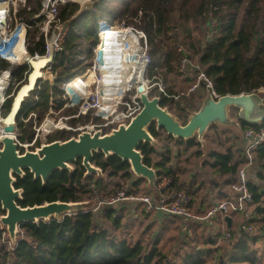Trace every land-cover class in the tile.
I'll return each instance as SVG.
<instances>
[{
    "label": "trees",
    "instance_id": "trees-1",
    "mask_svg": "<svg viewBox=\"0 0 264 264\" xmlns=\"http://www.w3.org/2000/svg\"><path fill=\"white\" fill-rule=\"evenodd\" d=\"M110 2L113 1L101 0L95 4V11L87 10L81 18L83 22L80 23L79 20L76 23L80 25V29L73 27L66 39L65 50L58 58L56 72L60 77L78 69L73 66V58L78 53L76 48L82 40L80 31L90 32L87 40L94 36L97 44L98 21L104 15H110L114 19H127L128 22L141 18L143 27H138L148 36L152 58L149 69L151 78H160L163 74L180 76L179 65L182 58L192 53V61L203 68L220 97L257 92L264 88V0H129L125 2L123 9L119 7L109 11L111 6L107 3ZM41 8L40 0H28L27 6L18 12V16L29 22ZM77 10V5L61 6L60 17L67 19ZM214 21L216 27L212 25ZM193 24L203 31V35L205 29L207 33L214 35L207 37V42L202 41V38L195 36ZM31 31L29 51L43 52L44 42L34 41L37 29ZM181 35L183 42L180 45L186 52L179 51L178 39ZM140 51L145 53L142 49ZM21 60L24 63L25 57H21ZM9 67L6 63L2 64V68ZM11 69L16 80L23 79L27 71L22 67ZM188 81L195 83L192 79ZM59 84L54 89L56 97L60 92ZM168 93L178 95L174 89H169ZM36 97L39 102L34 105V99L31 103H24L18 117L19 139L22 143L32 141L35 136V131L31 130L32 121L24 123L23 118L26 119L31 113H35L39 120H42L47 114L50 102L49 85L43 86ZM8 103L3 109V116L9 113L11 106L10 102ZM170 104L168 100L163 99V106H169L185 122L190 112L195 109L191 98L188 100L185 98V101L176 104V107ZM55 105L57 107V103ZM242 125L244 129L259 130L264 123L256 126ZM150 131L156 139L163 141L164 147L162 152H159L150 145L141 146L145 164L156 167L159 171V181L163 178L171 181L166 193L176 194L181 190H187L190 194L189 186H193V183L191 185L184 183L183 176L190 165L189 150L198 148L199 152L195 153V156L202 155L200 144L197 141H176L172 137H164L154 126ZM68 139L70 137L67 133L61 132L50 136L49 142ZM256 155L258 165L264 170V144L257 150ZM154 156H157L158 160H155ZM209 158L213 162H206L205 167L210 165L216 174L230 177V185L237 182L238 172L245 163V156L239 164L235 162L231 150L225 153L212 152ZM93 164L101 168L109 179L121 175V178H125L126 182L131 184L132 189H138L143 183L141 180H134L129 163L116 156L106 159L102 153L96 154ZM74 166L72 172L64 170L55 173L46 184L40 179L36 180L29 171H26L25 177H17L15 187L24 191V198L19 201V205L26 208L58 201L85 202L90 199L93 188L101 192L108 189V184L104 180L96 179L93 175L85 177L86 169L82 166L81 160ZM256 177L264 182V172H260ZM117 186L118 190L121 189L119 185ZM250 191L254 196L252 207L254 211L250 223L261 224L264 229V187L251 184ZM136 192L141 193L138 190ZM3 213L0 207V216ZM125 215L126 213L117 214L116 210L107 208L101 217L104 220L103 224L98 222L91 212L66 216L61 221L24 224L21 226V239L14 249L1 246L0 264H178L177 261H171L162 248H159L160 239L136 240L135 235L130 233V225L123 224ZM255 240L252 236H244L238 240L234 249L222 251L208 249V252H202L195 245L188 252L176 256H182L179 257L181 264H208L204 253L212 254L210 259L217 264H260L258 251L252 247Z\"/></svg>",
    "mask_w": 264,
    "mask_h": 264
},
{
    "label": "built area",
    "instance_id": "built-area-1",
    "mask_svg": "<svg viewBox=\"0 0 264 264\" xmlns=\"http://www.w3.org/2000/svg\"><path fill=\"white\" fill-rule=\"evenodd\" d=\"M28 0H0V78H7L10 81L9 88L4 95L6 99L1 106L0 116H3V108L11 95L15 97L18 91L28 84L29 77L36 71L32 66L33 60L48 58L47 65L42 68L44 74H50L53 78L47 81L45 77L38 80L35 92L42 90L44 84L48 83L50 89V102L48 106V115L44 119V123L39 126V117L35 113H31L24 123L32 121L35 124V136L32 141L22 143L19 139L20 131L14 136L16 143L19 145V151L24 154L26 151L35 152L42 146L49 143V135L55 131H72V132H89L94 134L101 132L110 134L120 126H129L132 120L142 111L141 94L138 92V83L135 82L124 88L128 83L122 80L120 75H111L108 77L106 65L109 61L123 68L122 60L126 57V51L133 47L135 50L145 51V86L148 92L159 89L162 99L168 100L170 103H183L185 98L190 97L191 93L196 91L204 82L205 87L212 93L217 100L220 96L214 90L213 82L206 76L201 66L192 61V54L183 57L179 72L182 76L196 79V84L188 91L180 95H171L168 90L163 87L161 81L154 77H150V67L152 59L149 50V41L147 34L135 25H129L123 20L121 23L110 15H104L98 23V32L96 35L97 44L88 46L86 36L80 34L82 40L78 44L77 54L73 58V66L78 69L71 74L60 77L56 72L58 58L65 50V42L71 30L77 29L76 21L81 19L87 10L94 12V6L101 0L92 3L91 8H86V4L81 6V10L75 11L67 19L60 17V7L80 5L65 0H40L41 11L33 16L29 22L18 16V4L26 7ZM92 1V0H91ZM90 2V1H89ZM89 5V4H88ZM90 6V5H89ZM30 10V9H29ZM83 22V20H81ZM75 24V26H74ZM216 27L215 21L212 22ZM80 27V25L78 26ZM37 29L39 33L35 38V43L44 42L43 52L29 51V32ZM84 32V31H83ZM24 44L26 54L31 57L29 63H23L21 56L16 54V48L20 42ZM180 52H186L184 48L179 49ZM136 53L133 52V55ZM24 55V54H23ZM127 57H132L127 55ZM6 63L10 67L2 68V64ZM27 67V71L16 86V91L11 94L13 84L16 81L12 74L11 67ZM92 74L93 78H89ZM159 81V83H158ZM59 84V90L70 100L72 106H77L78 111L71 116L60 117L58 121L50 117L54 115L55 104L58 102L54 99L56 94L54 89ZM73 85V86H72ZM36 93V95H37ZM11 97V98H12ZM13 97V98H14ZM39 102L35 97L34 105ZM93 115L94 122L84 126L73 127L68 125L71 119H79L82 116ZM51 123L52 128L46 127L45 124ZM3 122L0 120V137L2 133ZM47 129V131H46ZM40 130L42 131L40 133ZM46 131V132H44ZM81 133V134H82ZM80 134V135H81ZM42 135V136H41ZM78 135V137L80 136ZM245 136L248 143L244 149L245 163L240 168L237 176V182L231 185L230 198L223 201L213 203L205 214H197L192 211V196L187 190H181L176 194H168L165 191L171 184L167 178L158 181L157 189L153 194H143L134 191L131 184L126 186L125 190H116L111 195H105L97 188L92 189L97 206L96 208L86 211L93 213L98 222L104 223L101 219L103 212L107 208H111L119 213H126L130 218L137 215L138 210L143 208L146 214H161L163 217L177 219L182 224V234L184 243L194 246L198 237L196 227L200 225L214 224V219L221 217H234L236 215H244V220L239 224L236 232L237 236L254 235L259 231L258 226L250 223L252 219V207L254 205V196L250 191L252 183V173H258L257 150L264 144V125L259 130L248 128L245 130ZM77 137V138H78ZM2 141V140H1ZM0 141V150L2 144ZM24 149H30L24 151ZM254 176V175H253ZM133 190V191H132ZM258 229V231H257ZM1 235V234H0ZM233 234L226 230L224 239L230 241Z\"/></svg>",
    "mask_w": 264,
    "mask_h": 264
},
{
    "label": "water",
    "instance_id": "water-1",
    "mask_svg": "<svg viewBox=\"0 0 264 264\" xmlns=\"http://www.w3.org/2000/svg\"><path fill=\"white\" fill-rule=\"evenodd\" d=\"M33 75L29 77V84L24 85L14 97L2 128L5 138L1 141L0 150V207L4 213L0 216V231L8 232V238L15 247L21 239L18 236L24 224L61 221L66 216L86 212L97 206L96 203L86 201H58L24 208L19 205V201L24 198V191L16 189L15 185L17 177H25L26 171L46 184L57 172L74 171L72 165L81 160L86 169V178L92 175L102 177V169L93 164L95 155L102 153L106 159L116 156L128 162L131 173L139 180H146L149 190L154 192L159 181V171L155 166L145 164V156L140 150L141 146L146 145L157 150L161 148L150 131L153 126L157 132L163 131L175 140H198L206 152L205 137L213 127L237 130L241 124L256 126L264 123V96L258 92L226 95L216 100L208 91L199 110L191 113L188 120L183 122L168 107L163 106L161 97L152 96V92H148L142 83L138 92L141 94L143 109L129 126L122 125L110 134L84 132L78 138L55 141L35 152L26 151L22 154L14 136L19 130L18 117L24 102L36 86L22 100L21 106L16 108V103L23 89L30 85ZM233 110L238 113L237 119L231 115ZM225 220L230 227L232 218L226 217Z\"/></svg>",
    "mask_w": 264,
    "mask_h": 264
},
{
    "label": "crops",
    "instance_id": "crops-1",
    "mask_svg": "<svg viewBox=\"0 0 264 264\" xmlns=\"http://www.w3.org/2000/svg\"><path fill=\"white\" fill-rule=\"evenodd\" d=\"M24 63L26 62L24 61ZM183 77L186 82L188 81V79L190 80L192 79L195 81L194 85L196 84V79L185 76ZM175 80L176 79H174V81ZM208 91H209L208 89H205V87L201 85L196 91L191 93L190 97L187 98V100L190 98L192 99L193 106L195 107V109L190 112V115L191 113L199 110V108L203 103V100L207 97ZM167 107L170 109L169 106ZM170 111L173 114H175L171 109ZM245 130L246 129H244L242 124L240 125V128L237 130L213 127L205 137V142L207 144L206 152L202 150V146L198 140L196 141L200 144V148H201L200 150L202 155L200 157L195 156V153L199 152L198 148H191L189 150L190 165L188 167V170H186V173L183 176V182L189 185L193 183V186H189V187L191 188V192L193 193L192 194L190 192L193 199L192 211L194 213L205 214L213 203L223 201L229 195H231V185L229 184L230 177L221 175L219 173L216 174L215 170L212 169L210 165L205 167L204 164L208 161L213 162L209 158L212 152L225 153L228 150H231L234 153L235 162L238 164L241 163L244 158V148L248 143V138L245 136ZM159 133H162L164 137H168L167 133L163 131ZM156 140L159 142L161 148L155 150L162 152L164 143L161 140L158 139ZM174 149H176V147ZM153 158L155 160H158L157 156H154ZM259 173L260 171L258 170L257 175ZM133 179L139 180L135 176ZM141 181L143 182L142 185L138 189L134 188L133 190L139 191L141 189H144V191H146L147 193L155 195L154 192L149 190L148 182L146 180H141ZM257 181L259 183L258 182L255 183L259 184L258 186H260L261 185L260 182L262 181H259L258 178ZM253 211L254 209L252 208V212ZM126 215H127V211H126ZM231 218H232V224L230 227L228 226L226 220H223L221 217L215 218L214 224L197 226L196 232H197L198 240L195 245L197 246L198 250H201L202 252H208V249H212L214 251H218V250L222 251V249L232 250L237 245L239 239L243 238L244 236H248V235H243V236L236 235L239 224L242 223L244 220V215L240 214ZM131 221H135L134 227L130 228V233L132 235H133L132 233L133 229L137 230L139 227L145 226L146 236L150 237V239L153 240L160 239L159 248L166 247V245L161 243L162 240L171 239V241H173L172 244L174 245L172 253L175 256L176 254L188 252L190 248H194L190 244L184 243L183 234H182V224L180 220L163 217L161 214H151V215L146 214L144 209L140 208L138 210L137 215L133 217V220ZM226 230H229L233 234V237L230 241H226L224 239V234ZM145 235H143V237H145ZM249 236H252V238L256 239L255 242L252 244L254 250H255V244L264 241V233H262V235L257 233V235L254 234ZM177 244H178V248L175 247V245ZM204 255L207 256L206 259L208 260V264H217L210 259V257L213 256L212 254L209 255L208 253H204ZM244 264H248V263H244ZM260 264H262V262Z\"/></svg>",
    "mask_w": 264,
    "mask_h": 264
},
{
    "label": "rangeland",
    "instance_id": "rangeland-1",
    "mask_svg": "<svg viewBox=\"0 0 264 264\" xmlns=\"http://www.w3.org/2000/svg\"><path fill=\"white\" fill-rule=\"evenodd\" d=\"M65 1H67V2H74V3H77V4H80L79 6H78V9L79 10H81L82 9V7L81 6H84L85 4V6H86V8H91V5H92V3H94V2H96L97 0H89L88 2L86 1V2H82V3H80V2H77V1H74V0H65ZM109 1V0H108ZM110 1H113V2H110V3H107V5L108 4H110V8H109V11H111V10H115V9H117V8H119V7H122V9L124 8V6H125V2H127V1H129V0H110ZM42 2V1H41ZM90 6H89V5ZM32 5V4H31ZM27 6V5H26ZM62 6H64V5H62ZM92 7H93V5H92ZM23 8H25L23 5H20V4H18V7H17V11L20 13L21 11H22V9ZM80 20V23H82L81 22V19H77V21L75 22V23H77L78 21ZM117 21H118V23H121L123 20H120V19H116ZM126 20V23L127 24H129V25H135V26H139L140 28L141 27H143V22L141 21V18H137V19H135V20H133V21H127V19H125ZM99 21H101V18H100V20ZM99 21H98V23H99ZM75 25V24H74ZM204 25V24H203ZM202 25V26H203ZM79 26V25H78ZM77 26V29H80V27H78ZM93 27V26H92ZM91 27V28H92ZM138 27V28H139ZM193 27L195 28V36L196 37H198V38H202V41H205V42H207V37H212L214 34H211V33H207V30L205 29V25H204V29H205V32H204V35H203V31L202 30H200V29H198L197 28V26L195 25V24H193ZM82 28V27H81ZM143 30V29H142ZM85 32H83L82 30L80 31V34H83L84 36H86V40H87V38H88V36L90 35V32H87L86 30H84ZM32 32V31H31ZM214 32V31H213ZM37 33H39V30H37ZM37 33H36V35H37ZM35 35V34H34ZM205 36V37H204ZM28 38L30 39V36H28ZM205 38V39H204ZM179 40V47H181V48H183L181 45H180V43L181 42H183V35H181V38H179L178 39ZM95 41H96V39H94V36L92 37V39H89V41L87 40V42H88V46H94L95 45ZM140 51V50H139ZM143 51H140V54H139V56H137L138 57V59L140 60V61H144L145 62V65H144V72H145V66H146V60H145V53H142ZM188 53L190 52V51H187ZM191 53V52H190ZM16 54L18 55V56H21V57H25L26 55H25V52L24 51H21V52H16ZM24 54V55H23ZM192 54V53H191ZM152 59V58H151ZM22 68H24L25 70H27V67H22ZM180 73V72H179ZM163 74V73H162ZM160 81H161V83L163 84V87H165L166 89H174V90H176V92H178V95H180V94H183V93H188V91L190 90V88H192V86L194 85V84H192V82L190 83L189 81H185V79H184V77H182V75L180 74V76L178 75L177 77L175 76H172V75H168V76H164V74L163 75H161L160 76V78H158ZM174 79H176L175 81H174ZM182 79H183V82H182ZM145 80V79H144ZM6 80H5V78H0V84L1 83H3V82H5ZM19 81L20 80H16L15 82H14V84H13V88H12V91L10 92L11 94H13L15 91H16V86H17V84L19 83ZM158 83H159V81H158ZM194 83V82H193ZM46 84H48V83H46ZM46 84H44V86L46 85ZM205 83L204 82H202V86L203 87H205V85H204ZM2 85V84H1ZM4 87H7V86H4L3 85V88ZM58 89H59V87H58ZM205 89H207L206 87H205ZM60 91V90H59ZM159 92V89H154L153 91H152V96H155V94L156 93H158ZM260 95H262V96H264V88H262V89H260L259 91H257ZM16 96V95H15ZM11 97H12V95H11ZM10 97V99H8L7 100V102L5 103V105H4V107L6 106V105H8L9 103L8 102H10V106H11V104H12V102H13V97H14V95H13V97L11 98ZM35 97H36V93H35V91H33L31 94H30V96L25 100V102L24 103H26V102H33V100L35 99ZM5 99H6V96L4 95L1 99H0V106L2 105V103H4V101H5ZM57 102H58V104H57V107L56 108H54L55 110H54V115L52 114V115H50V117L51 118H53L54 120H56V121H58L59 119H60V117H64V116H71V115H73V114H76L77 113V111H78V107L77 106H72V104L69 102L70 100L67 98V96H65L64 95V92H62V91H60L59 92V94H58V96L57 97H55L54 98ZM8 103V104H7ZM176 104H181L180 102H178V103H172V104H170V105H173L174 107H176ZM7 107V106H6ZM4 109V108H3ZM6 110H7V108H6ZM6 110H4V111H6ZM70 110V111H69ZM68 111L70 112V113H68ZM72 111H74V112H72ZM47 115H48V111H47V114L44 116V118L42 119V120H39V122H40V124L38 125V129H39V126L41 125V124H43L44 122V119L47 117ZM231 115H232V117L234 118V119H237L238 118V113H237V111H235V110H233L232 111V113H231ZM4 117H6V116H4ZM4 117H2V116H0V120H1V118H4ZM95 121V118H94V116L93 115H89V116H82L81 118H79V119H71V120H69L68 121V125L70 126H73V127H79V126H84V125H87V124H89V123H91V122H94ZM183 121V120H182ZM183 122H185V121H183ZM33 125H34V128H35V124L32 122V128H31V130H33L34 131V128H33ZM214 128H216V127H214ZM219 129V128H218ZM46 131H47V129H46ZM46 131H44V132H46ZM42 131L40 130V133H41ZM61 132H66L67 133V135H68V137H70V138H77L78 137V135H80L82 132H72V131H67V130H63V131H55L54 133H51L50 135H49V137L50 136H52V135H54V134H56V133H61ZM42 136V135H41ZM223 138H225V137H223ZM26 150H30V149H24V151H26ZM72 167H73V169L75 168V166L74 165H72ZM258 170L260 171V172H264V170L261 168V166H259L258 167ZM253 175L255 176V174L254 173H252V183L251 184H253V182H254V184H257V183H255V182H258L257 181V178H256V176L255 177H253ZM93 176H95V178L96 179H100V180H104V182L106 183V184H108V189L106 190V191H103V193L105 194V195H111V194H113L114 192H116L115 190H118V186L117 185H119L120 187L119 188H121L120 190H125L126 189V186L127 185H129L130 183H128V182H126V180H125V178H121V175L119 176V177H117V178H113V179H111V181H110V179H109V177L106 175V174H104L103 173V175H102V177H98V175H93ZM254 180V181H253ZM259 183V182H258ZM260 186L261 187H264V182L262 183V182H260ZM257 185H259V184H257ZM139 191H141V193H143V194H146L147 192L146 191H144V189H141V190H139ZM148 194V193H147ZM90 199L88 200V201H86V202H92V203H96V200H95V197H94V195H90V197H89ZM97 204V203H96ZM125 213V212H124ZM131 220H133V218H130L129 217V215L127 214V215H125V218L123 219V224H126V225H130V227L132 228V227H134V223H135V221H131ZM146 220H148V219H146ZM256 226H258V228H259V231H258V229H257V231L258 232H256V235H257V233L258 234H260V235H262V233H263V231H264V229H262V227H261V224H257ZM261 227V228H260ZM132 230V229H131ZM132 233L135 235V239L136 240H138L139 238H141V239H143V240H145L146 241V239H148V238H150V237H148V236H146L145 235V226H143V227H139L137 230L136 229H133L132 230ZM0 236H1V240H0V248H1V246H5V247H7L8 249H14L15 248V246H13V244L10 242V240H9V234H8V232L7 231H0ZM143 235H145V237H143ZM18 238H21V235H19L18 236ZM162 244H164V245H166V247L164 248V247H162L163 248V250H164V252H165V254L173 261H177L178 262V264H181L180 262V260H179V257H181L182 258V256H175L173 253H172V250H173V248H174V245L172 244L173 243V241H171V239H166V240H162V242H161ZM264 241L263 242H260V243H258V244H255V250L256 251H258V256H260V263L262 262V264H264ZM175 247L176 248H178V244L177 245H175Z\"/></svg>",
    "mask_w": 264,
    "mask_h": 264
},
{
    "label": "bare ground",
    "instance_id": "bare-ground-1",
    "mask_svg": "<svg viewBox=\"0 0 264 264\" xmlns=\"http://www.w3.org/2000/svg\"><path fill=\"white\" fill-rule=\"evenodd\" d=\"M77 2H88L89 0H74ZM16 52H21L24 51L26 54V49L24 44H22V41L20 42L19 46L16 48ZM133 52H135L136 54L133 55ZM140 51L135 50L133 47H131L129 50L126 51V57H124V59L122 60V65L123 68L120 67L117 64H114L113 62L109 61L106 65V71H107V75L108 77H110L112 74L113 75H120V77H122L123 81H126V83H128L124 88L127 90V86H129L130 84H133L135 82H140V84L145 83L144 81V65L145 62L144 61H140L138 59L137 56H139ZM127 55H131L132 57H127ZM31 61V57L26 55L25 56V62L29 63ZM49 59L48 58H40L38 60H33L32 64L34 66V68L36 69V71L34 72V75L31 78V82L30 85L25 87L23 89V91L20 93L19 97H18V101L16 103V108H18L19 106H21V102L22 100L25 99V97L30 93V91L36 86V83L38 81V79L45 77L47 78L46 80H52V76L50 74H44V72L42 71V68H44L47 63H48ZM89 78H93L92 74H89ZM5 82L0 84V99L4 96V92H6L9 88L10 85V81L9 79L5 78ZM29 84V83H28ZM7 86V87H4ZM139 86V83H138ZM17 95V94H16ZM16 97V96H15ZM14 101V100H13ZM13 103V102H12ZM3 104V103H2ZM1 109V106H0ZM5 121V118H1V122ZM49 127L52 128L53 125L51 123L49 124H45V128ZM3 128V126L1 127ZM5 138L4 134L1 135L0 137V141ZM245 149V148H244ZM245 156V155H244ZM257 176V174H256Z\"/></svg>",
    "mask_w": 264,
    "mask_h": 264
}]
</instances>
